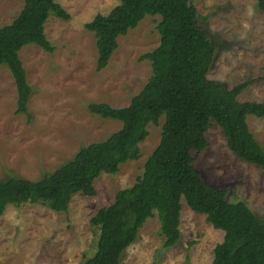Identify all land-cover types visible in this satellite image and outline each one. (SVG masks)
<instances>
[{
	"label": "rangeland",
	"instance_id": "rangeland-1",
	"mask_svg": "<svg viewBox=\"0 0 264 264\" xmlns=\"http://www.w3.org/2000/svg\"><path fill=\"white\" fill-rule=\"evenodd\" d=\"M56 1L70 19L52 14L47 18L44 31L54 50L28 44L19 51L32 90L30 120L16 113L14 78L6 64L0 65V181L12 176L39 180L73 158L82 146L105 140L122 124L91 113L88 104L127 106L152 74L150 61L141 57L159 44V15H146L119 36L107 66L98 71L96 40L84 23L97 13L107 14L118 2ZM190 1L198 24L215 47L208 80L229 89L247 83L238 100L264 102V12L257 0ZM23 5L24 0H0V27L11 23ZM163 121L161 117L157 125L148 126L139 159L120 165L114 174L100 175L94 181L96 194H74L66 211L32 203L8 205L0 216V264H78L92 255L98 232L90 218L142 174L147 157L159 143ZM246 121L264 148V117L248 115ZM205 135L207 147L191 150L193 167L210 185L226 187L230 202L243 201L264 220V167L235 155L215 121ZM179 229V242L165 247L155 211L124 251L120 264H209L223 231L207 222L204 214L192 211L184 198Z\"/></svg>",
	"mask_w": 264,
	"mask_h": 264
},
{
	"label": "trees",
	"instance_id": "trees-1",
	"mask_svg": "<svg viewBox=\"0 0 264 264\" xmlns=\"http://www.w3.org/2000/svg\"><path fill=\"white\" fill-rule=\"evenodd\" d=\"M116 1L107 14L97 13L84 23L96 40V69L107 66L119 36L135 28L146 15H159V44L141 57L150 61L151 76L127 106L88 104L91 113L122 124L105 140L82 146L73 158L39 180L12 176L0 181V216L8 205L24 203L63 212L74 194L95 195L94 181L104 173H116L127 161L139 159L148 126L157 125L163 117L159 143L147 157L142 174L90 218V225L98 232L95 251L78 264H120L124 251L155 211L164 246H175L180 239L181 198L224 233L209 264H264V220L243 201L230 202L226 187L207 183L193 167L191 154V150L199 152L207 147L205 134L215 121L235 155L264 167V148L246 121L248 115L264 117V102L238 100L247 83L229 89L208 80L215 47L198 24L197 10L190 0ZM257 7L264 12V0H257ZM50 14L70 19L56 0H24L11 23L0 27V65L6 64L14 78L16 113L26 114L28 120L32 90L19 51L28 44L47 52L54 50L44 31Z\"/></svg>",
	"mask_w": 264,
	"mask_h": 264
}]
</instances>
